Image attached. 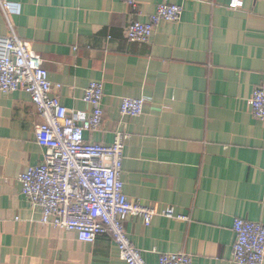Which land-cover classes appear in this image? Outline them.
I'll use <instances>...</instances> for the list:
<instances>
[{"label":"crops","instance_id":"1","mask_svg":"<svg viewBox=\"0 0 264 264\" xmlns=\"http://www.w3.org/2000/svg\"><path fill=\"white\" fill-rule=\"evenodd\" d=\"M0 37L12 32L42 57L55 93L70 111L94 81L104 86L100 131L110 145L126 130L122 181L133 203L155 210L150 226L130 217L126 231L147 264L185 253L192 264H236V219L264 224V122L250 101L264 86V0H171L178 22L157 27L148 44L126 31L162 0H1ZM146 100L122 117V99ZM43 122L28 94L0 93V264H126L110 236L93 244L42 224L20 176L43 162L35 138ZM174 209L189 220L161 215Z\"/></svg>","mask_w":264,"mask_h":264},{"label":"built area","instance_id":"2","mask_svg":"<svg viewBox=\"0 0 264 264\" xmlns=\"http://www.w3.org/2000/svg\"><path fill=\"white\" fill-rule=\"evenodd\" d=\"M136 9L138 0H123ZM3 8H10L0 0ZM243 7L241 0H232L229 8ZM182 7L171 0H162L155 14L145 21L133 22L126 31L132 43L148 44L157 27L178 22ZM44 67V60L12 32L0 37V93L29 95L43 122L36 128L37 144L44 149L43 162L30 167L20 176L23 196L42 213V224L75 233L79 241L93 244L98 238L110 236L117 246L118 256L126 264H147L143 253L130 240L126 222L130 217L141 218L150 226L158 213L133 203L124 192L122 181L126 130L120 128L110 145L89 143L85 134L98 132L104 120V86L92 82L84 94L90 112L70 111L55 93ZM143 98L122 99V117L137 118L144 113ZM252 115L264 122V86L256 87L250 101ZM161 215L168 219L189 220L174 209ZM236 264H264V224L236 219L233 225ZM159 264H192L185 253L160 255Z\"/></svg>","mask_w":264,"mask_h":264}]
</instances>
